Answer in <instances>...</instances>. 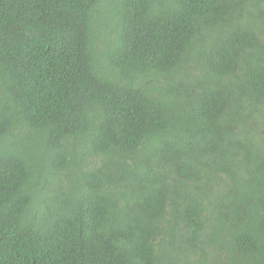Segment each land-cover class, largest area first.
Masks as SVG:
<instances>
[{"label":"trees","instance_id":"trees-1","mask_svg":"<svg viewBox=\"0 0 264 264\" xmlns=\"http://www.w3.org/2000/svg\"><path fill=\"white\" fill-rule=\"evenodd\" d=\"M0 264H264V0H0Z\"/></svg>","mask_w":264,"mask_h":264}]
</instances>
